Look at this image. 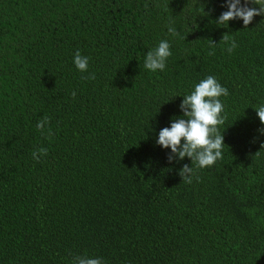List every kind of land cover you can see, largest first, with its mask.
Instances as JSON below:
<instances>
[{
	"label": "trees",
	"instance_id": "obj_1",
	"mask_svg": "<svg viewBox=\"0 0 264 264\" xmlns=\"http://www.w3.org/2000/svg\"><path fill=\"white\" fill-rule=\"evenodd\" d=\"M224 5L0 0V264H264V15L218 25ZM161 40L172 54L152 72ZM209 75L229 92L223 159L186 184L191 160L156 140Z\"/></svg>",
	"mask_w": 264,
	"mask_h": 264
},
{
	"label": "clouds",
	"instance_id": "obj_2",
	"mask_svg": "<svg viewBox=\"0 0 264 264\" xmlns=\"http://www.w3.org/2000/svg\"><path fill=\"white\" fill-rule=\"evenodd\" d=\"M249 3L259 5V8L249 7ZM227 11H224L217 18L218 25H228L230 21L242 20L244 28L252 23L255 16L264 15V0H225ZM169 33L178 35L175 28L169 27ZM228 45L226 51L231 54L237 44L234 39L225 33L221 41ZM213 47L216 43L211 41ZM170 44L167 40H161L157 47L148 51L144 59V68L152 72L163 71L166 61L171 56ZM209 52V55H214ZM73 63L77 70L86 72L89 59L76 52ZM87 78L94 79V75ZM73 92L72 96L75 97ZM228 90L223 87L214 76H207L194 85V90L190 94L183 95V100L179 105L183 116L175 118L170 127H164L159 131L156 144L163 149H170L168 161L174 159L183 160L185 157L191 160V167L185 164L178 172L182 182L192 183L194 175L192 165L196 168H210L218 160L223 159L224 137L219 131V126L225 124V117L222 115L224 105L220 100L221 96H228ZM259 118L260 124L264 126V105L254 108ZM50 123V118L45 116L37 123V129L44 132L45 126ZM259 131L264 134V127ZM51 136V129L47 133ZM264 146V145H262ZM258 153V152H257ZM47 148H37L32 152V158L39 162L41 156H47ZM198 179V177H197ZM73 264H103L102 258H89L87 256H77Z\"/></svg>",
	"mask_w": 264,
	"mask_h": 264
}]
</instances>
